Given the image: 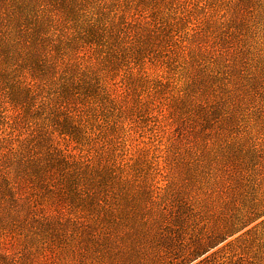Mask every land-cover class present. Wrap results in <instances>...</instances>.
<instances>
[{
	"label": "rangeland",
	"instance_id": "1",
	"mask_svg": "<svg viewBox=\"0 0 264 264\" xmlns=\"http://www.w3.org/2000/svg\"><path fill=\"white\" fill-rule=\"evenodd\" d=\"M206 1V8L195 13L198 17L210 13L211 19L219 24L228 8L238 22L240 33L235 35V49L230 50L220 70L234 75L227 87L241 93L240 106H226L216 111L213 120L205 123L202 133L197 134H200L196 137L197 143L190 147L182 116L192 105L182 95L185 75L192 70L182 66L181 47L195 27V15L190 17L189 10L203 5L204 0L165 3L160 15L168 21L178 17L177 22L180 20L172 31L154 32L147 24L140 23L135 28L140 36L133 31L130 35L122 33L120 38V34L113 36L110 42L114 50L108 60L99 65L97 60L92 67L95 72L101 66L98 73L103 78L94 109L89 106L81 112V124L70 130L72 135L60 129H51L48 133L49 141L70 154L69 158L80 161L76 166L84 168L82 177L76 184L77 167L65 173L56 171L53 177H41L46 183L42 203L50 216L47 219L21 211L2 187L6 200L5 209L0 210V264L97 263L100 242L82 232L79 225L58 221L60 215L54 201L60 186L70 191L73 211L94 226L112 228L116 235L142 236L167 193L168 181L183 195L216 196L217 180L225 167L235 168L240 163L252 166L255 150L264 147V0ZM64 3L69 5L68 20L62 27L55 24L51 9L43 11L40 7L32 9L20 24H38L40 33L34 38L39 41L58 38L63 29L70 37L67 43L83 47V51L90 47L85 31L99 17L101 5L96 0H65ZM180 10L184 11V20L180 19ZM111 15L107 11L102 21ZM22 28L20 25L10 34L11 52L17 50L24 54L36 46V43L24 44L20 38ZM101 34L99 41L106 37L105 33ZM92 46L97 48V44ZM10 70L0 66V147L8 144L6 121L16 113L6 94L10 91L7 86L13 85L17 90L15 82L22 77ZM211 73L206 76L215 83H227L228 79L224 78L227 75ZM17 127L16 134L25 130L24 124ZM17 165L28 173L24 174L27 177L23 181L27 180L34 164L27 157L18 160L11 176L16 174ZM101 181V186L106 183L113 186L107 196L110 205H104L98 198L91 199L87 192ZM132 181L135 184H130ZM0 182L5 185L1 177ZM260 182L249 183L244 192L246 200L263 196L264 178ZM239 233L229 236L219 246ZM198 259L193 258L186 264Z\"/></svg>",
	"mask_w": 264,
	"mask_h": 264
},
{
	"label": "trees",
	"instance_id": "2",
	"mask_svg": "<svg viewBox=\"0 0 264 264\" xmlns=\"http://www.w3.org/2000/svg\"><path fill=\"white\" fill-rule=\"evenodd\" d=\"M96 1L100 3L101 11L85 31L90 38V47L81 51L83 47L67 43L69 34L61 28L58 38L39 41L34 38L40 33L38 24H20L32 9L40 7L43 11L51 9L55 24L62 27L68 20L69 5L64 3L65 0H0V66L22 76L15 82L17 90L10 85L7 86L10 91L6 92L16 113L6 121L8 144L0 147V177L6 185L0 182V210L5 209L4 187L21 211L38 219L50 217L42 203L46 183L41 177H53L56 171L65 173L77 167L75 182L78 184L84 168L76 166L80 161L69 158L70 154L49 141L48 133L51 129H60L72 135L70 130L81 124V112L89 106L94 109L97 92L103 84L98 73L102 67H96L94 72V63L98 60L99 65L108 60L114 50L110 42L113 36L120 34V38L122 33L130 35L132 31L140 36L135 30L140 23L147 24L154 32L164 33L169 29L172 31L180 22L176 20L179 17L168 21L160 15L162 6L171 0ZM204 1L203 5L189 10L190 17L195 15V27L181 47L182 66L192 70L185 75L182 95L192 105L182 116L190 147L197 143L205 123L213 120L216 111L226 106L238 108L243 99L240 92L227 87L234 75L220 70V65L228 60L230 50L235 49V35L240 33L238 22L228 8L219 24L211 19L210 13L198 17L195 13L206 8L207 1ZM107 11L112 13L111 18L103 22L102 17ZM179 12L182 14L180 19L184 20V11ZM228 13L231 14L229 18ZM20 25L23 27L20 38L24 39V44L36 43L24 54L17 50L11 52L8 44L10 34ZM100 32L101 36L106 34L103 41H99ZM92 44H97V48ZM210 72L227 75L224 77L228 79L227 83H215L206 76ZM19 124H24L25 130L16 134ZM255 151L252 166L240 163L235 168L230 165L223 169L224 174L217 180L216 196L183 195L168 181L167 193L142 236L116 235L112 228L101 224L94 226L86 217L73 211L70 191L64 186H60L55 195L54 203L60 215L58 221L79 225L82 232L89 234L96 243L100 242L96 264H186L199 257L193 264H264V218L246 227L264 216V194L249 200L244 197L250 182L262 183L264 178L263 175L259 177L264 173V147ZM25 157L34 164V170L23 181L27 177L24 174L28 173L17 165L16 174L11 176V169ZM101 184L102 181L87 191L89 197L110 205L107 196L113 186ZM239 231L236 237L219 246Z\"/></svg>",
	"mask_w": 264,
	"mask_h": 264
}]
</instances>
